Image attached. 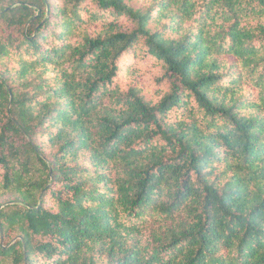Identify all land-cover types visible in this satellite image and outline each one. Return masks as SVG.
<instances>
[{"label": "trees", "instance_id": "16d2710c", "mask_svg": "<svg viewBox=\"0 0 264 264\" xmlns=\"http://www.w3.org/2000/svg\"><path fill=\"white\" fill-rule=\"evenodd\" d=\"M0 264H264V0H0Z\"/></svg>", "mask_w": 264, "mask_h": 264}]
</instances>
